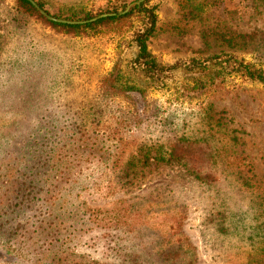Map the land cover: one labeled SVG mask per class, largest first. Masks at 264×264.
Masks as SVG:
<instances>
[{"label": "rangeland", "instance_id": "374dc122", "mask_svg": "<svg viewBox=\"0 0 264 264\" xmlns=\"http://www.w3.org/2000/svg\"><path fill=\"white\" fill-rule=\"evenodd\" d=\"M38 1L78 22L140 0ZM148 2L159 63L233 55L264 70V0ZM15 6L0 0V264H123L112 250L129 233L151 238L157 264L175 263L177 244L196 264H264V84L219 66L203 95L184 68L147 81L135 69L141 19L80 36L33 22L19 31ZM32 33L47 46L37 71L24 66ZM117 72L115 93L104 80ZM127 84L145 88V99L134 105ZM180 139L195 144L193 158L215 172V185L197 181L190 165L131 158L164 154Z\"/></svg>", "mask_w": 264, "mask_h": 264}, {"label": "trees", "instance_id": "16d2710c", "mask_svg": "<svg viewBox=\"0 0 264 264\" xmlns=\"http://www.w3.org/2000/svg\"><path fill=\"white\" fill-rule=\"evenodd\" d=\"M38 3L43 9L45 8L43 2L38 1ZM126 10L127 9L122 11L115 10L111 13L113 14L112 16L100 18L96 22L69 25L48 20L27 0H16L14 14L10 19V22H12V25L16 26V29L19 31L23 30L25 26L31 25V22H33L34 24L42 25L41 28H50L63 35L80 36L83 33L94 32L96 34L104 30H128L133 28L134 18H139L141 19L143 26L140 30H137L134 33V42L138 48V56L135 60L137 68L135 69L140 72L143 79L152 82H161L168 78L171 72L179 68H184L186 73H194L193 75H195V78L193 79V91L198 93V95H203L209 92L214 86L215 78H217L219 74V72H214V66H219L221 71L226 75L236 74L246 80L264 84L263 69L256 67L254 64L247 63L244 60H240L238 57L233 55H227L225 60H221L219 56H214L202 62L194 59L190 64L179 62L173 66H166L159 63L157 58L149 49V41L157 30L158 16L156 14V8L149 6V2L146 1L141 4H133L127 13ZM92 19V17H88L87 20ZM32 37L33 39L31 38L32 40L25 45L28 49L30 48L32 52L28 55H24L26 58V64L24 66L25 68H28L27 66L35 67V70L37 71L38 67L42 65L37 59V53L45 51L47 46L46 43L42 42L40 45H36L38 43H36L35 35L33 33ZM10 64L13 67L12 61ZM14 65L16 64L14 63ZM8 74H10V71ZM104 81L106 82L105 84L114 89V92L116 93L115 83L120 81V75L118 72L117 74H111ZM127 85L125 88L126 95L128 98H132L136 101L134 105L138 104L140 99H145V88L131 86L130 84ZM129 109L131 114H128L131 116L136 117V114H141V106H137L136 108L130 107ZM238 140L239 139L237 137L233 138V141ZM167 151L168 152H164V154L159 152L157 154L158 156L156 155L155 157H153L152 154L149 155L147 153H139L136 156L132 155L131 158H134L137 164L145 163L153 159L156 163L167 161L166 163L171 165H179L183 167H188V165H190L193 169L191 173L195 176L197 181L205 184L206 186L215 185L218 182L219 179L215 175V172L210 170L209 166H204L202 163L199 165L195 162V159L193 158L197 152L195 144L189 143L186 139H180L175 143H172ZM166 158H168V160ZM130 175L131 173L127 169L125 177H129ZM92 219L96 221L98 217L91 216L90 220H88L92 223ZM116 234H122V231ZM128 236H131V240L126 242H124L125 237H118L120 239V243L117 248L112 250L113 254L115 256L118 255L123 264H157L151 256V246H153V243L149 236L146 234L142 235L130 233ZM108 243L111 245L110 241H108ZM122 245H124V251L122 250ZM182 252L183 250L181 244L174 246V256L177 255L178 259L173 264H196V260L191 261L193 258L190 261H187L185 258L180 257ZM159 258L167 259L168 256H166L165 253H161L159 254ZM160 262L161 261H159V263Z\"/></svg>", "mask_w": 264, "mask_h": 264}, {"label": "water", "instance_id": "95a60500", "mask_svg": "<svg viewBox=\"0 0 264 264\" xmlns=\"http://www.w3.org/2000/svg\"><path fill=\"white\" fill-rule=\"evenodd\" d=\"M28 2H30L39 12L41 15H43L45 18H47L50 21L56 22V23H61V24H69V25H78V24H87V23H91V22H96L97 20H99L100 18H105L108 16H112L113 14H106V15H102L96 18H93L92 20L89 21H78V22H72V21H68V20H61V19H57L53 16H51L46 10H44L36 0H27ZM148 0H140L139 2H137L136 4H141L143 2H146ZM129 11L126 10V13Z\"/></svg>", "mask_w": 264, "mask_h": 264}]
</instances>
